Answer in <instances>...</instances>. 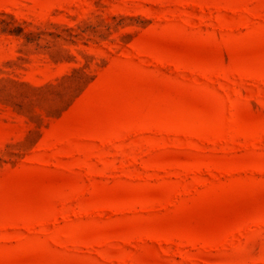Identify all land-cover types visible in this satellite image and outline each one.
<instances>
[{"label":"rangeland","instance_id":"1","mask_svg":"<svg viewBox=\"0 0 264 264\" xmlns=\"http://www.w3.org/2000/svg\"><path fill=\"white\" fill-rule=\"evenodd\" d=\"M0 264H264V0H0Z\"/></svg>","mask_w":264,"mask_h":264}]
</instances>
